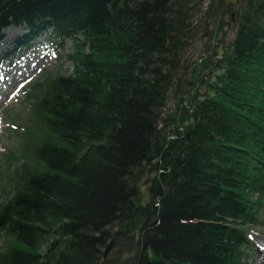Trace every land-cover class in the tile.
Listing matches in <instances>:
<instances>
[{
	"label": "trees",
	"instance_id": "obj_1",
	"mask_svg": "<svg viewBox=\"0 0 264 264\" xmlns=\"http://www.w3.org/2000/svg\"><path fill=\"white\" fill-rule=\"evenodd\" d=\"M223 1L0 0V45L22 32L0 66L40 38L75 48L71 74L31 85L3 155L0 264H245L264 205V0ZM227 10L211 93L177 107L168 138L169 94L185 101L177 82L201 76L193 49Z\"/></svg>",
	"mask_w": 264,
	"mask_h": 264
},
{
	"label": "rangeland",
	"instance_id": "obj_2",
	"mask_svg": "<svg viewBox=\"0 0 264 264\" xmlns=\"http://www.w3.org/2000/svg\"><path fill=\"white\" fill-rule=\"evenodd\" d=\"M208 1L205 2V5ZM230 3V2H229ZM231 5V4H230ZM232 7L235 6L233 0ZM236 13L234 10H227L220 18L218 24L211 25L210 29L206 30L199 39L193 49L192 59L195 60V65H199L200 77H188L185 80L177 82L179 88L185 86V101L180 100L175 91L172 90L167 100V106L163 113L162 126L166 130L168 138L172 136L174 127L171 120L177 107L183 109L187 106L188 96L198 95L203 97L208 91L206 84L212 82L216 74L220 73V68H217L218 60L222 57L223 50L227 47L229 41L233 38ZM216 25L218 27H216ZM10 37L1 42L0 52L3 49L4 43L9 41L16 35L21 34L19 28H9ZM4 38L6 32H4ZM75 53L74 45L70 42L60 48L51 50L49 45L45 43L44 38L35 40V43L27 53L17 54L12 60L0 66V99H5L0 108V165L4 161L3 155L15 151L20 140L19 135L23 130V125L27 120L29 109L27 107L28 94L32 91L31 85L37 81H44L47 78H52L56 75H68L73 72L74 60L72 55ZM26 64L27 72L18 82L15 74V68ZM196 76L198 72H193ZM164 120H166L164 122ZM178 123V121H177ZM7 193L0 191V204L7 198ZM248 231L251 236V244L249 245L248 255L245 259V264H258L256 253L258 249L264 246V205L259 209L255 216V221L248 226ZM2 233V232H1ZM108 242L102 250L105 249ZM3 245V240L0 237V247ZM118 252V247H111L106 253L105 258H113Z\"/></svg>",
	"mask_w": 264,
	"mask_h": 264
},
{
	"label": "bare ground",
	"instance_id": "obj_3",
	"mask_svg": "<svg viewBox=\"0 0 264 264\" xmlns=\"http://www.w3.org/2000/svg\"><path fill=\"white\" fill-rule=\"evenodd\" d=\"M11 27H8L6 29H4V32H6V36L4 38V41L7 40L10 36V29ZM27 65H20L17 68H15V74L18 72L16 78L18 80V82H21V79L23 78V76L26 74L27 72ZM6 98L4 99H0V108L1 105L3 104V102L5 101ZM256 256L259 258L257 259L258 264H264V246H262L260 249H258Z\"/></svg>",
	"mask_w": 264,
	"mask_h": 264
},
{
	"label": "water",
	"instance_id": "obj_4",
	"mask_svg": "<svg viewBox=\"0 0 264 264\" xmlns=\"http://www.w3.org/2000/svg\"><path fill=\"white\" fill-rule=\"evenodd\" d=\"M231 2V5L233 4V0H228ZM236 4H239L240 3V0H234ZM112 243H113V240H109V242L107 243L102 255L103 257H105L106 253L109 251V249L111 248L112 246Z\"/></svg>",
	"mask_w": 264,
	"mask_h": 264
},
{
	"label": "flooded vegetation",
	"instance_id": "obj_5",
	"mask_svg": "<svg viewBox=\"0 0 264 264\" xmlns=\"http://www.w3.org/2000/svg\"><path fill=\"white\" fill-rule=\"evenodd\" d=\"M223 3H224L225 5H227V3H228V2H226V1H223ZM234 9H235V8H234Z\"/></svg>",
	"mask_w": 264,
	"mask_h": 264
}]
</instances>
